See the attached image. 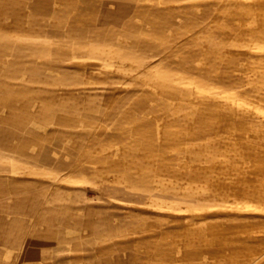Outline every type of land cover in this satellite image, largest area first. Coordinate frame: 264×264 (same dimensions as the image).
Segmentation results:
<instances>
[{
  "label": "rangeland",
  "instance_id": "1",
  "mask_svg": "<svg viewBox=\"0 0 264 264\" xmlns=\"http://www.w3.org/2000/svg\"><path fill=\"white\" fill-rule=\"evenodd\" d=\"M12 32L0 264L137 216L154 264H264V0H0Z\"/></svg>",
  "mask_w": 264,
  "mask_h": 264
},
{
  "label": "crops",
  "instance_id": "2",
  "mask_svg": "<svg viewBox=\"0 0 264 264\" xmlns=\"http://www.w3.org/2000/svg\"><path fill=\"white\" fill-rule=\"evenodd\" d=\"M57 24L60 23L57 22ZM58 29L47 28L43 34L48 37V34L55 32V30L56 32L62 31ZM48 31L50 32L48 33ZM0 34L7 38H15L13 32ZM34 37L36 38V36ZM34 37L30 34L27 38ZM1 49L2 51L6 50V47H3V43H0V51ZM55 214L57 216L61 215L59 212ZM127 221L128 219H124V223ZM129 221L133 223L132 226L129 227L123 224L124 227H122L123 225H119V230H117V233L114 235L112 231L108 230V228H111L110 225H98V223H96L97 221L86 224L84 223V217L81 224H58L54 227L46 225L44 229L37 231L31 237L36 245L29 247V257L27 256L28 248H25L24 263L154 264V258L157 255L153 257L152 254H146L137 248L144 240V238L138 239L137 236L138 231L140 232L145 227L144 218L137 216L131 218ZM133 231L136 234L130 237L129 233ZM166 252L167 251L164 253ZM166 255L168 254H162V256ZM159 256H157L158 260H160Z\"/></svg>",
  "mask_w": 264,
  "mask_h": 264
}]
</instances>
